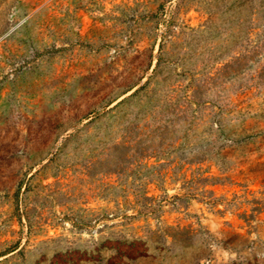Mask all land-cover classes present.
I'll use <instances>...</instances> for the list:
<instances>
[{
  "label": "rangeland",
  "instance_id": "374dc122",
  "mask_svg": "<svg viewBox=\"0 0 264 264\" xmlns=\"http://www.w3.org/2000/svg\"><path fill=\"white\" fill-rule=\"evenodd\" d=\"M0 264H264V0H0Z\"/></svg>",
  "mask_w": 264,
  "mask_h": 264
}]
</instances>
